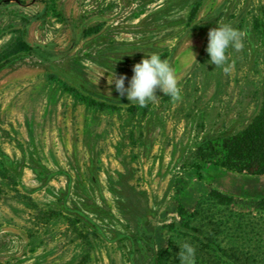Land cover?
Listing matches in <instances>:
<instances>
[{"label":"rangeland","instance_id":"1","mask_svg":"<svg viewBox=\"0 0 264 264\" xmlns=\"http://www.w3.org/2000/svg\"><path fill=\"white\" fill-rule=\"evenodd\" d=\"M23 2L1 9L0 25L17 32L27 18ZM66 10L61 32L48 34L45 48L18 54L0 77L1 208L13 214L10 226L48 233L55 225L31 219L52 214L33 192L41 177L71 183L85 199L76 212L111 214L116 229L118 219L127 229L141 220L137 239L120 229L88 247L72 240L75 253L63 245L64 256L78 260L69 264H179L184 242L194 246L195 264H234L238 251H253V239L237 234L251 237L264 226V208L249 203L264 199V190L218 158L222 140L243 130L262 103L264 0H86L85 12ZM222 23L246 36L216 67L208 63L207 33ZM164 52L179 99L157 89L144 107L128 101L115 79L124 75L127 87L135 63Z\"/></svg>","mask_w":264,"mask_h":264},{"label":"flooded vegetation","instance_id":"2","mask_svg":"<svg viewBox=\"0 0 264 264\" xmlns=\"http://www.w3.org/2000/svg\"><path fill=\"white\" fill-rule=\"evenodd\" d=\"M24 5L23 0H0V10L11 6H22ZM27 18L25 23L20 29L13 30L9 26L3 27L0 25V50L10 47L6 53L0 54V77L9 70L10 64L19 58L18 54L22 53H33L36 47L45 48L48 34L55 32H61L62 25L66 24L69 20L67 17L66 6L75 7L80 12H85L86 0H26ZM27 10V9H26ZM78 12V11H77ZM24 17L25 15H21ZM21 17V18H22ZM52 20L53 24L48 23V20ZM67 25V24H66ZM70 25V23H69ZM84 28V27H83ZM96 27L91 28L88 32H96ZM17 46L12 49L11 47ZM176 42L173 46H176ZM173 49V48H172ZM171 49V51H173ZM10 50V52H9ZM162 59H166V52L162 53ZM17 56V58H15ZM169 57V56H168ZM25 168L34 170L36 168L24 166ZM4 184L0 179V264H47L45 256L41 253L42 246L46 243V230H25L19 232L13 229L10 225L13 221V214L10 212H3L1 203L4 201L3 190ZM35 194L41 197L40 204H46L45 207H51L52 214H38L33 215L31 219L34 222L40 224H47L45 222L55 223L53 228H48L49 233L51 231L60 232L62 235H68L70 239L80 237L83 245L88 247L89 241L94 237L102 238L108 235L121 232L120 229L125 230V237L140 238L142 236L141 220L139 218L130 227V231L123 226L121 220L118 219L121 225L120 229H116L112 225L111 214H96L94 212L82 214L72 209H81V206L85 205V199L80 198L75 192H73L72 184L68 183L66 187L60 185H50L47 181H42L39 177L38 186L34 189ZM29 196L32 193H28ZM64 194V197L62 196ZM34 196V194L32 195ZM68 198L71 200V208H66L64 203L67 202ZM37 198L33 197V200ZM45 200V201H44ZM37 201L35 206L42 207ZM67 204V203H66ZM90 206H87V208ZM73 212L72 214H64L59 211ZM139 215L138 213H136ZM121 218V217H119ZM124 220H122L123 222ZM46 229V228H45ZM123 232V231H122ZM124 237V236H123ZM118 242V241H117ZM119 243V242H118ZM62 244V241L60 242ZM40 248H42L40 250Z\"/></svg>","mask_w":264,"mask_h":264},{"label":"clouds","instance_id":"3","mask_svg":"<svg viewBox=\"0 0 264 264\" xmlns=\"http://www.w3.org/2000/svg\"><path fill=\"white\" fill-rule=\"evenodd\" d=\"M246 32L222 23L209 29L207 33L206 52L208 63L216 67H223L227 61V50L231 47L240 50L244 46ZM132 76L125 87V76L115 79V88L126 98L144 107L156 97V90L168 95L172 99H179L180 87L177 81L176 70L159 53H151L141 58L132 66ZM112 82V81H111ZM179 264H195V248L188 242L179 245Z\"/></svg>","mask_w":264,"mask_h":264},{"label":"trees","instance_id":"4","mask_svg":"<svg viewBox=\"0 0 264 264\" xmlns=\"http://www.w3.org/2000/svg\"><path fill=\"white\" fill-rule=\"evenodd\" d=\"M262 103L258 112L253 116L247 126L240 132L226 137L221 142V152L218 163L221 166L233 169L236 172L261 175L264 174V89ZM222 200L232 201V197L216 192ZM254 207L264 208V199L249 200ZM242 236L239 230L237 237L240 240L253 239V251L240 250L232 258L234 264H264V226H258L251 232V237ZM249 234V233H248ZM165 250L161 249L158 260L162 263ZM226 255L225 259H229Z\"/></svg>","mask_w":264,"mask_h":264},{"label":"crops","instance_id":"5","mask_svg":"<svg viewBox=\"0 0 264 264\" xmlns=\"http://www.w3.org/2000/svg\"><path fill=\"white\" fill-rule=\"evenodd\" d=\"M46 243L42 246V248L44 250L41 251V253L43 254V256H45V261L47 262V264H69V263H76L77 257H71V256H64L63 252H62V246L64 245L65 248H70V252L75 253L77 250V246L72 247V244L77 245L76 241L72 242L71 240H67L70 239V237L68 235H62L60 234V232H54L51 231L50 233L48 232L46 234ZM51 239L52 241L48 242L47 241ZM77 239V238H75ZM62 241V244H60V242ZM81 247L83 246V243L80 242ZM40 248V250L42 249ZM69 253V251H68Z\"/></svg>","mask_w":264,"mask_h":264},{"label":"water","instance_id":"6","mask_svg":"<svg viewBox=\"0 0 264 264\" xmlns=\"http://www.w3.org/2000/svg\"><path fill=\"white\" fill-rule=\"evenodd\" d=\"M240 175H244V176H247V177H250V178H254L256 177L257 178V181L255 182L257 187L264 190V174H261V175H250V174H245V173H240V172H236Z\"/></svg>","mask_w":264,"mask_h":264}]
</instances>
